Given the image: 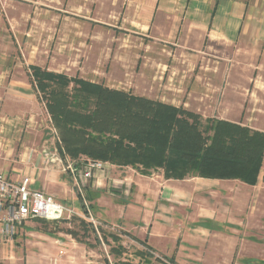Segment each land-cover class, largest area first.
Masks as SVG:
<instances>
[{"label":"rangeland","instance_id":"obj_1","mask_svg":"<svg viewBox=\"0 0 264 264\" xmlns=\"http://www.w3.org/2000/svg\"><path fill=\"white\" fill-rule=\"evenodd\" d=\"M130 1L0 0V63H5L11 74L29 79L31 84L33 79L29 67L38 66L45 71L101 84L133 96L171 105L175 103L176 107H185L201 115L202 129L207 118L239 119L241 116L243 125L264 131V43L248 41L230 48L211 49L206 56L196 51H184L145 37V32L134 26L135 13L129 12ZM51 87L63 88L53 84ZM224 87H229L230 91L224 92ZM35 94L37 101L33 104L10 107L9 120L13 124L11 135L14 138L8 153L3 152L4 145L0 146V171L8 178L24 177L26 172H21L20 168L27 165L21 162L26 146L39 149L34 148L36 155H40V151L54 149L61 155L57 146L58 133L47 113L45 100L36 91ZM225 96L229 98L228 102ZM241 102L243 107H239ZM7 121H1L0 125H7ZM2 137L0 135V142L4 144ZM11 148L14 153H11ZM68 159L73 169L59 171L58 175L73 178L76 174L77 182L72 179L71 188L77 196L84 195V191H80L83 190L84 178H79L75 169L78 165H74L76 161ZM79 160L99 161L86 157ZM262 170L264 173V162ZM40 190L50 194L45 189ZM57 192L51 194L55 201L67 207L72 205L68 198L62 196V189ZM77 202L80 212L75 211L95 227L90 221V213L87 216L80 206L79 197ZM93 218L97 223L96 217ZM78 219L76 215L62 222L24 225V233L26 227L40 232L31 236L18 235L13 243L0 244V263L105 264V258L114 261L109 255L114 242L109 238L110 245L105 244L101 232L97 233L101 244H96L95 235L91 233L89 246L67 234L68 230L78 231L79 236L83 233ZM249 226L257 229L253 233L260 237L259 232L264 231V213L256 215ZM99 228L107 234L121 236L126 248L123 259L139 262L136 252L147 253L146 246L132 239L135 236L122 234L125 232L118 227L114 230L111 227ZM256 254L264 256L252 248L243 255L250 258ZM141 262L158 264L149 256ZM192 263L205 262L200 259Z\"/></svg>","mask_w":264,"mask_h":264},{"label":"crops","instance_id":"obj_2","mask_svg":"<svg viewBox=\"0 0 264 264\" xmlns=\"http://www.w3.org/2000/svg\"><path fill=\"white\" fill-rule=\"evenodd\" d=\"M129 4V12L135 13L134 26L143 30L145 37L184 51H196L206 56L211 49L230 48L231 45L248 41L264 43V0H131ZM228 88L224 87L223 91H230ZM35 91L29 79L11 74L5 63H0V122L8 119L7 125H0L1 140L4 141V144L0 142V146L4 145V153L10 151L11 139L14 138L11 135L13 124L9 120L10 107L33 104L37 101ZM225 99L229 101L226 96ZM172 104L175 106V103ZM239 107H243V102ZM219 119L242 122L241 116L239 119ZM34 148L25 147L21 162L27 165L20 168L21 172H26L24 177L31 178L32 189H45L50 193L42 191L46 195L58 194V189H62V196L72 204L69 207L77 212H80L79 197L80 206L84 204L88 214L93 213L92 216L104 227H118L174 264H195L192 262L200 259L204 260V264H264V256L256 254L247 258L243 255L248 248L264 253V231H260L261 236L257 237L253 233L257 229L249 226L256 215L264 213L263 170L255 186L239 180L198 177L167 180L161 170L146 177L133 167H118L109 163L103 170L95 171L92 179H86L82 174L86 162L79 160L74 164L78 165L77 168L74 167L79 178H84L83 190H80L81 193L84 191V195L77 196L70 184L72 179L77 182L76 174L73 178L58 175L59 171H63L57 160L61 157L57 149L49 152L43 150L36 155L37 148ZM14 152L11 148V153ZM5 176L8 181L23 177L21 175L14 179ZM118 193L123 196L120 197ZM82 216L79 215V221ZM34 222L46 225L51 221H26L18 227L11 243L18 235L39 233L38 229L32 227H26L27 230L23 232L24 225H35ZM72 231L68 230L67 234L81 244L90 245L89 237V245L79 241L84 231L80 236L78 231H74L78 239L73 237ZM45 234L51 236L49 232ZM143 253V259L139 257L141 261L149 256ZM109 255L113 256L110 251ZM113 258L114 261L105 258V262L106 259L110 264L128 260ZM149 258L156 262L151 255Z\"/></svg>","mask_w":264,"mask_h":264},{"label":"trees","instance_id":"obj_3","mask_svg":"<svg viewBox=\"0 0 264 264\" xmlns=\"http://www.w3.org/2000/svg\"><path fill=\"white\" fill-rule=\"evenodd\" d=\"M29 69L32 85L45 100L58 133L57 146L64 159L78 162L86 157L118 167H133L146 177L162 170L167 180L198 177L239 180L250 186L259 181L264 131L216 118H207L202 129V116L185 107L68 78L38 66ZM71 84L72 88L66 90ZM82 207L87 215L84 204ZM79 222L84 231L79 241L89 245L87 238L94 233L96 244H101L95 227L84 219ZM99 232L105 244H109V238L114 242L111 254L121 258L126 252L121 237L103 229ZM71 234L78 239L76 232ZM132 239L146 246L145 242ZM136 255L143 259L144 253ZM106 262L110 264L108 259ZM114 264L136 263L128 259Z\"/></svg>","mask_w":264,"mask_h":264},{"label":"built area","instance_id":"obj_4","mask_svg":"<svg viewBox=\"0 0 264 264\" xmlns=\"http://www.w3.org/2000/svg\"><path fill=\"white\" fill-rule=\"evenodd\" d=\"M57 160L61 164L60 167L63 172L73 169V165L68 158L59 157ZM85 162L86 166L82 174L86 179H92L95 171L103 170L106 167V163L100 161L88 160ZM31 185L32 180L30 177L8 181L3 172L0 171V244L11 243L18 227L28 220L43 219L59 222L76 215L79 216L73 208L55 201L52 196L46 195L44 192L32 189ZM89 216L97 233H99V227L104 228V225L97 222L98 226L93 216L91 214ZM124 235L128 236L127 234ZM146 252L158 264H174L170 259L155 251L147 248Z\"/></svg>","mask_w":264,"mask_h":264}]
</instances>
